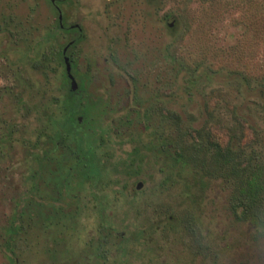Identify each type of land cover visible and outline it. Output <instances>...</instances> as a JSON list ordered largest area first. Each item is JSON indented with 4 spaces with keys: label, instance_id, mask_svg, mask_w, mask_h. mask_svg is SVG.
<instances>
[{
    "label": "rangeland",
    "instance_id": "rangeland-1",
    "mask_svg": "<svg viewBox=\"0 0 264 264\" xmlns=\"http://www.w3.org/2000/svg\"><path fill=\"white\" fill-rule=\"evenodd\" d=\"M56 1L0 0V264H264L209 148L264 173V0Z\"/></svg>",
    "mask_w": 264,
    "mask_h": 264
},
{
    "label": "trees",
    "instance_id": "trees-1",
    "mask_svg": "<svg viewBox=\"0 0 264 264\" xmlns=\"http://www.w3.org/2000/svg\"><path fill=\"white\" fill-rule=\"evenodd\" d=\"M71 90V89H70ZM65 107L68 112L66 113L65 119L61 122L60 128L63 129L66 127V123L69 124L73 122V112L74 105L71 99V96H66L65 98ZM209 148L211 150L212 160L214 161V165L216 170L226 171L225 174L228 175L230 182L233 185V209L235 212L239 210V212L244 213V217L251 222L252 224L259 226H264V173L261 171L262 168H258L257 166H253L248 159H244L241 157L240 153H236L229 147L225 148V152L221 154L220 148H218V142H212L210 140ZM84 145V144H83ZM218 149V150H217ZM198 154V153H197ZM200 162H197L198 171H206L208 167L207 160L205 157V152L200 151L198 154ZM192 165V164H191ZM194 165V164H193ZM84 168V166H83ZM87 169V167L85 166ZM90 172V170H86L85 172ZM85 172L82 173L85 175ZM80 174V176H82ZM89 174V173H88ZM74 177V176H69ZM69 177L65 181H60L59 185L61 188H66L65 192L69 193L71 189V181H69ZM72 179V178H70ZM69 181V183L67 182ZM23 204V203H22ZM62 212V209H59ZM26 205L23 204L18 210L14 211L13 214V222L10 225V231L19 230L23 225V214H25ZM53 213V212H52ZM57 215V213H56ZM52 216V215H51ZM50 218H53L51 217ZM44 220H49V214H43ZM20 220L21 225H18V221ZM58 219V220H57ZM55 223L58 227L62 229L65 228V223H61L59 221V216H55ZM43 223H41L42 225ZM45 225V224H43ZM47 226V225H45ZM48 227V226H47ZM60 238V237H59ZM61 239V238H60ZM60 253L62 252L59 250ZM58 251V253H59ZM64 253V252H63ZM57 255V254H56Z\"/></svg>",
    "mask_w": 264,
    "mask_h": 264
},
{
    "label": "flooded vegetation",
    "instance_id": "flooded-vegetation-1",
    "mask_svg": "<svg viewBox=\"0 0 264 264\" xmlns=\"http://www.w3.org/2000/svg\"><path fill=\"white\" fill-rule=\"evenodd\" d=\"M51 2L56 7V9L58 10L59 16L62 15L61 14L62 11H61L60 7L58 6L57 1L56 0H51ZM59 22H60V20H59ZM66 26L68 27V30L73 32V38L70 41H68V43L66 44L64 55H63V61L65 62L66 68H67V66L69 67L68 74L66 73V75L68 77L69 85H71L72 81L76 85L75 89H72V90L69 89V91H68L69 96H71V99H72L73 105H74V112H73V116H74L76 114L78 115L80 110L82 111V106H83L79 102L76 101V97L75 96H77L79 93H81L80 92L81 91V86L85 82V80L89 79L90 73H89V71H82L81 72L82 76H80L78 71H77V69L74 66V52L72 50V47L78 40L81 39V34H82L81 25L79 23H77V22L76 23L75 22H68ZM85 94L87 95V92L86 93L83 92L84 100H85V98H88V100H89L90 96H86ZM90 103H91L90 105L96 106V104L93 103L92 101H90ZM79 104H80V106H79ZM78 108L80 110H78ZM79 114H81V113H79ZM25 198L23 199L22 202L20 201V205L21 206L23 204H25L24 203ZM28 202L29 201H27V203Z\"/></svg>",
    "mask_w": 264,
    "mask_h": 264
},
{
    "label": "water",
    "instance_id": "water-1",
    "mask_svg": "<svg viewBox=\"0 0 264 264\" xmlns=\"http://www.w3.org/2000/svg\"><path fill=\"white\" fill-rule=\"evenodd\" d=\"M67 71H69V67H68V66H67ZM71 85H72V86H71V89H74V87L76 86L75 83H74L73 81H72Z\"/></svg>",
    "mask_w": 264,
    "mask_h": 264
}]
</instances>
